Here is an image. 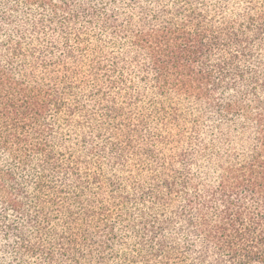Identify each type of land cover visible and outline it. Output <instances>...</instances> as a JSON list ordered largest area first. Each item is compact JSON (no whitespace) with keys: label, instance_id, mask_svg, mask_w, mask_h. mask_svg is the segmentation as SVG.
Returning <instances> with one entry per match:
<instances>
[{"label":"trees","instance_id":"obj_1","mask_svg":"<svg viewBox=\"0 0 264 264\" xmlns=\"http://www.w3.org/2000/svg\"><path fill=\"white\" fill-rule=\"evenodd\" d=\"M0 264H264V0H0Z\"/></svg>","mask_w":264,"mask_h":264}]
</instances>
